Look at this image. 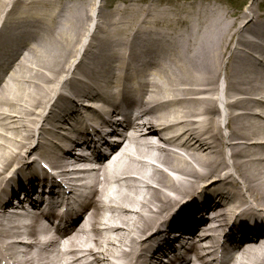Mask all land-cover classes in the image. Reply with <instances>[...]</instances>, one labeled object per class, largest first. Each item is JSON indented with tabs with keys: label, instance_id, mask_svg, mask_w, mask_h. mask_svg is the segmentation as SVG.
I'll list each match as a JSON object with an SVG mask.
<instances>
[{
	"label": "bare ground",
	"instance_id": "bare-ground-1",
	"mask_svg": "<svg viewBox=\"0 0 264 264\" xmlns=\"http://www.w3.org/2000/svg\"><path fill=\"white\" fill-rule=\"evenodd\" d=\"M34 2L0 0V80L5 70L11 75L0 81V239L15 257L23 264H158L171 256L172 264H183L193 247L184 239L196 238L202 227L209 228L205 239H215L211 231L222 226L215 223L231 210L249 212L226 228L231 244L223 245V264L245 240L264 238V217L253 212L261 205H244L245 196L264 204L261 7L247 1L232 11L223 1L149 0L146 8L125 4L111 12L103 0H89L82 12L66 10L60 23L61 14L31 15L50 4ZM126 9L136 17L116 25ZM110 25L112 32L100 36ZM83 37L97 39L84 52ZM30 38L34 44L25 47ZM79 56L84 62L75 65ZM73 69L69 83L64 73ZM140 114L141 122H133ZM89 121L93 130L85 132ZM122 126L129 136L121 135ZM82 147L97 160L114 147L122 150L106 169L109 175L99 179L101 172L76 153ZM23 149L32 150L27 163ZM13 161L23 166L5 167ZM218 170L225 171L222 180ZM67 171L86 189L85 202H70L78 220L88 212L81 231L89 234L66 244L63 253L50 235L39 238V215L25 216L19 206L25 200L36 209L57 205L66 196L57 188L78 184ZM208 179L220 182L187 204L196 196L193 188ZM184 183L191 187L183 199L166 205ZM30 237L46 241L47 249L24 250ZM97 252L111 262H101ZM234 264H264V246Z\"/></svg>",
	"mask_w": 264,
	"mask_h": 264
},
{
	"label": "rangeland",
	"instance_id": "rangeland-1",
	"mask_svg": "<svg viewBox=\"0 0 264 264\" xmlns=\"http://www.w3.org/2000/svg\"><path fill=\"white\" fill-rule=\"evenodd\" d=\"M81 1H84V0H70V3H72L73 5H77ZM135 1L137 3H140L142 0H106V2H107V5L106 6H110L111 9H114L115 5L116 6H119V5H122V4H127V5L128 4H131L132 5L133 3H135ZM148 1L149 0H145L144 2L148 4ZM155 1H157V0H153V2H155ZM193 1H200V0H180V2H182V3H184V2H186V3H192ZM219 1L225 2L226 3V6L229 7V9L232 10V11L233 10H239L237 7L242 6L247 1H251L252 3L254 2V6L255 7H258L259 6V7L262 8V10H264V0H219ZM144 2H142V3H144ZM84 5H85V3H84ZM84 5H82V6H84ZM134 7H135V5H134ZM131 8H133V7H131ZM120 10H124V8H121ZM127 11H128V13H125L124 11H121V15L123 16V19L126 16L130 18V16H129L130 14L133 15V13H131V11H132L131 9H126V12ZM39 13H40V11H37V9L31 11V14H39ZM14 166H15V164L11 165L10 168L12 169ZM178 191H180V189H178ZM260 209H261L262 212H264V207L263 208L260 207Z\"/></svg>",
	"mask_w": 264,
	"mask_h": 264
}]
</instances>
